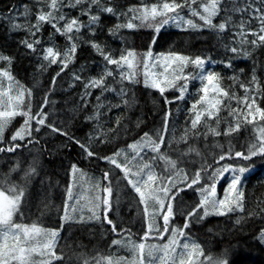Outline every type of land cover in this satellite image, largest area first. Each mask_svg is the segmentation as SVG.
<instances>
[{
	"label": "snow or ice",
	"instance_id": "1",
	"mask_svg": "<svg viewBox=\"0 0 264 264\" xmlns=\"http://www.w3.org/2000/svg\"><path fill=\"white\" fill-rule=\"evenodd\" d=\"M229 2L230 7H222L224 0H140L138 4L121 8L112 0H67L66 4L65 0H33L31 5L18 7L13 4L6 13L0 12V22H6L10 32L23 30L26 33L25 38L18 43L29 55L40 61L36 64L37 72H47L49 65L58 66L59 71L51 77L53 86L77 58L82 44L90 46L102 57V63L97 65L100 68L97 75L85 76L82 69L79 73L72 74L71 83L68 85L69 89L82 85L76 107L87 113L88 106L91 105L92 112L84 115V120L95 121L96 138L101 144L107 142L109 134L120 131L124 119V114L117 116L112 127H105L111 120L112 110H119L123 106L126 113L135 106V97L129 95V87L139 84L141 76L146 88L158 90L164 97L165 105L184 99L190 81H200L198 99H194L188 108L190 127L185 129L177 143L188 140L189 131L193 137L223 135L231 141L233 138L238 139L235 134L239 133L242 126L244 131H247L248 125L252 126L253 136L246 142V148L242 146V150H233L229 142L228 151H222V154L215 156L213 163L209 164L202 159L197 167L195 163H190L181 156L172 159L162 151L171 115L170 110L166 111L163 117L164 129L158 137L144 132L139 139L127 144V149L133 155H125V149H117L109 156L98 157L119 169L123 176L114 180L112 169L105 170L100 179L90 185L93 195L88 198L77 197L76 203H72V177L81 170L76 163H72L67 173L69 182L64 211L59 217L61 228L74 221L82 226L97 222L102 229L106 224L110 226L112 234L120 237L111 240L109 249L117 246L131 253L129 258L111 251L107 255L98 251L95 255L87 251L73 252L76 264H230L225 257L231 251L232 244L226 246L219 255L212 252L205 254L202 244L191 238L192 227L200 225L209 216H235L234 227L228 230V235L232 236L237 227L246 226L245 221L251 222L255 218L264 221V206L257 204L252 207L243 185V174L252 167L247 162L254 157L264 158V107L257 103L258 96L264 97V83L257 75V68L253 67L249 80L239 82L244 95L237 96L235 91L222 86L221 73L206 67L211 61L210 57L202 54L190 56L171 48L162 52L153 50L162 30L174 26L181 31L208 30L215 35L227 57L219 62L225 69L232 68L233 60L237 58H251L258 48H264V0ZM66 7L79 9V12L76 16H70L64 11ZM184 9H187L188 17L191 18L182 14ZM101 13L116 17L117 22L108 27L107 33L111 37H118L122 42L118 56L106 41L96 39L97 29H102ZM82 16H87V22L81 20ZM236 16H239L238 20ZM215 20L219 22L216 23ZM45 25H50L54 30L49 33L47 40L42 36ZM144 27L151 30V40L146 50L139 53L128 46L122 30ZM84 29L89 33L87 37L82 35ZM229 30L231 35L225 42L223 37ZM57 34L65 39L63 50L54 43ZM15 58L14 54L0 53V62L4 65L0 67V154L12 157L22 155L26 148H33L41 143L40 133L47 129L51 133L68 137L83 150L86 157L97 155L91 138L86 144L79 138L69 136L67 128L52 119L57 115L48 110L50 103H53L49 100L52 87L44 93L43 102L37 101V106L34 107L33 90L25 88L13 75L12 65ZM141 63L142 72L137 70ZM211 63L216 64L217 61ZM189 65L198 71L187 72ZM240 71L242 73L244 70ZM107 78H111L113 83H108ZM228 79L236 84L239 77L234 74ZM178 81L182 83L178 84ZM168 89H176L179 95L168 99L165 96ZM94 91L98 94L93 102ZM106 94H114L118 102L113 103ZM225 99L229 102L236 100L239 105H246V108H232L230 103L222 104ZM225 108L231 117V123L225 120L226 126L221 133L220 113ZM15 117H22L23 122L9 137L5 130ZM213 120L216 126L212 125ZM200 127L207 128V131L201 133ZM125 130L127 131V126ZM111 138L115 139L116 136ZM168 143L172 144V140H168ZM145 150L153 155L146 156ZM187 151L201 155L195 148ZM42 152L43 149H39L36 154L30 153L31 160L17 159L9 173L4 174V179L0 180V264H71L65 258L64 249L58 247L60 229L43 228L38 222H17V217L23 218L25 208L30 209L28 187L33 177L39 174L41 161L38 156ZM122 155L124 162L120 161ZM157 157L164 163L163 172L157 170ZM226 160L230 162H225ZM245 163L247 167L244 166ZM193 167L194 173L191 172ZM13 172H22L20 183L9 180V175ZM225 180L227 182L223 186V195H220L219 185ZM123 181H127L126 186L139 197L137 206H142L144 228L138 242L132 239L129 230L119 228L117 222L110 218L111 212L119 204L120 184ZM190 189H194L198 202L194 200L192 204L185 205L182 195ZM113 196L116 197L115 202ZM81 199L85 203L81 204ZM178 206L183 214L182 226L173 222ZM84 208L88 210L87 215L83 214ZM77 210L81 213L78 220ZM159 220L163 221L162 225ZM150 234L153 240L162 242H146ZM258 239L264 243V226L259 228ZM37 256L40 257L39 261L36 260Z\"/></svg>",
	"mask_w": 264,
	"mask_h": 264
},
{
	"label": "trees",
	"instance_id": "2",
	"mask_svg": "<svg viewBox=\"0 0 264 264\" xmlns=\"http://www.w3.org/2000/svg\"><path fill=\"white\" fill-rule=\"evenodd\" d=\"M112 2L119 4L121 8H127L129 4L140 3V0H112ZM149 2H154V0H149ZM32 3L33 0H0V12L6 13L13 4L19 7L25 4L31 5ZM66 3L67 0H65ZM224 6H231L229 0H224L222 7ZM64 11L70 14V16H76L79 9H69L66 7ZM182 14L186 18H191L188 17L187 9H184ZM32 19L34 20L35 17L33 16ZM87 19V16L81 17V20L84 22H87ZM236 19L238 20L239 16H236ZM116 22L115 16L101 13L100 24L102 29H97L96 39L101 42L106 41L108 46L118 56L122 42L118 37H111L107 33L108 27H111ZM214 22L218 23L219 20H215ZM52 31L54 30L51 29L50 25H45L42 30L43 38L47 40L49 33ZM151 34V30L146 27L136 30H122V35L126 38L128 46L133 47L139 53L146 50L147 44L151 40ZM82 35L85 37L89 35L87 29L82 30ZM229 35H231V30L225 33L223 37L225 42ZM25 36L26 33L23 30L10 32L7 23L0 22V53L15 55V62L12 65L13 75L25 88L33 90L34 107L37 106V101L43 102L44 93L52 87L53 91L49 95V100L53 103H50L48 110L57 113L52 119L57 124L62 123L67 128L69 136L79 138L86 144L91 138L93 150L97 155L88 158L83 153V150L69 140L68 137L59 133H51L45 129L40 133L41 143L33 148H26L22 155L12 157L11 155L4 156L0 154V180L4 179V174L9 173V169L17 159L31 160L32 156L30 153L36 154L39 149H43L42 155L38 156L41 161L39 174L33 177L28 187L31 197L30 209L26 207L23 218L17 217V222L28 224L38 222L43 227L60 229L61 234L59 236L58 247L64 249L65 258L66 260H70L71 264H76L73 252L87 251L91 255H95V252L98 251L107 255L108 252L112 251L108 247L111 244V240L120 238L111 233L110 226L105 224L102 229L97 222H89L82 226L74 221L70 225L66 223L61 228L59 217L64 211V199L69 182L67 173L72 163H76L82 171L97 174L99 178L105 170L110 168L113 171L114 180L117 177H122L123 174L119 169L98 159V157L109 156L117 149L128 151L127 144L139 139L144 132H148L153 137H158V134L164 129V113L169 110L171 111V115L166 133L167 138L162 145V151L168 152L167 155L171 156L172 159L181 156L186 161L195 163L197 167H199L202 159L207 160L209 164L213 163L215 156L222 154V151H228L229 142H231L233 150H242V146L246 148V142L249 140V137L253 136L252 126L248 125L247 131H244L242 126L239 133L235 134L238 135V139L233 138L231 141L223 135L213 137L209 134L207 137L203 135L193 137L191 131H189L188 140H180L177 143V139L185 132V129L190 127L188 108L194 99H198L197 93L201 86L200 81H190L184 99L177 100L170 105H165L164 97L160 95L158 90L146 88L143 85L141 76L139 84L129 87V95H134L135 97V106L128 109L126 113L123 106L119 110H112L110 114L111 120L105 127H112V123L117 116L124 114V119L120 126V131L109 134L107 142L101 144L96 138L94 130L95 121L84 120V115L91 114L92 112L91 105L88 106L87 113L81 112L76 107V100L79 99L82 85L71 89H69L68 85L71 83L72 74L74 72L79 73L82 69L85 76L97 75L100 71L97 65L102 63V57L95 53L90 46L82 44L78 50L77 58L61 74L53 86L51 77L59 71L58 66L49 65L47 72H37L36 64L40 63V61L35 56L29 55L26 49L18 43ZM54 43L60 50H63L65 47V39L58 34L54 38ZM170 48L182 51L184 54L190 56L202 54L205 57H210L211 61H217L216 64H212L209 61L206 67L221 73L223 76L222 86L225 89L235 91L237 96L244 95V90L239 87V82L250 79L253 67L257 68V75L260 81L264 83V48H258L249 59L237 58L233 60L232 68L225 69L224 65L219 62L227 59V57L224 55V49L218 43L215 35L208 30H201L199 32L191 30L181 31L174 26L165 27L162 30L159 41L154 45L153 50L154 52H162L168 51ZM2 66L4 65L0 62V67ZM241 69L244 70L242 73ZM137 70L142 72V63L138 65ZM186 71L195 73L198 69H194L193 66L189 65ZM234 74L239 77L236 84H233L228 79V77ZM107 79L108 83H113L111 78ZM125 83L127 84V82ZM177 83H182V81H178ZM116 86L118 87V85ZM96 94L98 93L94 91L92 96L93 102ZM178 95L179 93L176 89H168L165 92V96L168 99H172ZM106 97L112 100L113 103L118 102L114 94H106ZM225 103H230L232 108H246V105H239L236 100H231L230 102L226 99L222 100V104ZM257 103L261 107H264V97L258 96ZM220 118L221 124L219 130L222 133L223 128L226 126L225 120L231 123V117L226 108L220 113ZM22 122V117H15L5 130L6 135L10 137L15 128L19 127ZM211 123L213 126H216L214 120ZM256 123L257 127H259V122L257 121ZM125 126H127V131L125 130ZM199 130L201 133H204L207 131V128L200 127ZM171 131H174L178 138L172 139L170 135ZM113 135L116 136L115 139L111 138ZM103 138L100 137V139ZM168 140H172V144H169ZM165 147H167V151ZM189 148L197 149L201 155L197 156L196 152H188ZM173 151L176 153H172ZM128 154L130 155L129 152ZM152 155L150 152L146 156L150 157ZM233 159L235 158L233 157ZM120 161L123 162L122 160ZM160 162L157 157V170L163 172L164 169L161 168ZM225 162L230 161L226 160ZM247 163H251L252 167L243 174V185L246 187L249 203L252 207H255L257 204L264 206V158L254 157ZM247 163H245V167H247ZM191 172H195L194 167L191 168ZM21 176L22 172H13L9 175V180L20 183ZM42 181L43 184H41ZM226 182L225 180L219 185L220 195H223V186ZM126 185L127 181H123L120 184L119 204L111 212L110 218L117 222L119 228L129 230L132 239L138 241L143 235L142 229L144 228L142 206H137L139 200L137 195ZM112 199L115 202L116 197L113 196ZM182 199L185 205L192 204L194 200L198 202L194 189L186 190L182 195ZM130 206H133V208H130ZM244 215L246 216L247 213L245 212ZM234 220L235 216L218 217L213 215L206 217L205 221L201 222L200 225L192 227L191 238L197 243L202 244L205 254L212 252L214 255H219L226 246L232 244L231 251L225 257L230 261V264H264V244L258 239L259 228L264 226V221H261L259 218H255L251 222L245 221L246 226L237 227L233 235L229 236L228 230L234 227ZM159 222L163 223L162 220H159ZM173 222L181 226L183 225V214H181L180 206L177 207V215ZM237 242L238 246H236ZM93 249L95 251H92ZM39 259L40 257L37 256L36 260L39 261Z\"/></svg>",
	"mask_w": 264,
	"mask_h": 264
},
{
	"label": "rangeland",
	"instance_id": "3",
	"mask_svg": "<svg viewBox=\"0 0 264 264\" xmlns=\"http://www.w3.org/2000/svg\"><path fill=\"white\" fill-rule=\"evenodd\" d=\"M253 111H254V109H253ZM170 135H171V138L172 139L178 138V137H176V134H175L174 131H171ZM167 147H170V146H167ZM167 147H165L166 148V151H167ZM128 152L131 153V150H128ZM149 153H150V151L145 150V154L146 155L149 154ZM172 153L175 154L176 152L173 151ZM125 155L131 156L133 154L129 155L127 153V151H125ZM120 159L121 160H124V156L122 155L120 157ZM160 163L163 166V167L161 166V168L164 169V163H163V161H161ZM72 179H73V183H74L72 203H76L77 202V200H76L77 197L88 198V197H90V196L93 195V193L91 191V188H90V185L91 184H94L95 181L99 180L100 178H99V176H97V174L88 173V172H85V171H82L81 170L80 172L73 174ZM66 194H67V192H66ZM138 199H139V197H138ZM80 203L81 204L85 203V200L81 199L80 200ZM128 207H129V205H128ZM130 208H133V206H130ZM80 214H81L80 211L77 210V212H76L77 220H78ZM83 214L84 215H87L88 214L87 208H84ZM160 224L162 225V223H160ZM41 227H43V226H41ZM43 228H47V227H43ZM151 236H152V234H150V237H149V239L146 242H154V243H161L162 242L161 240H158V239L157 240H153L151 238ZM58 241H59V239H58ZM111 252H115L118 255L126 256V257H129V258L131 257V253L127 249H125V248H118L117 246H113ZM108 254H109V252H108Z\"/></svg>",
	"mask_w": 264,
	"mask_h": 264
}]
</instances>
